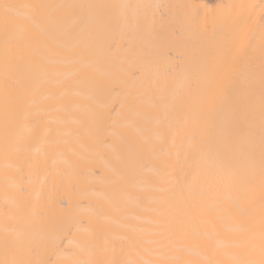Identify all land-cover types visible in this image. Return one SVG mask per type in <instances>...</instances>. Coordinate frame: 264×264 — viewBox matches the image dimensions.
I'll return each mask as SVG.
<instances>
[{
	"label": "bare ground",
	"instance_id": "bare-ground-1",
	"mask_svg": "<svg viewBox=\"0 0 264 264\" xmlns=\"http://www.w3.org/2000/svg\"><path fill=\"white\" fill-rule=\"evenodd\" d=\"M0 264H264V0H0Z\"/></svg>",
	"mask_w": 264,
	"mask_h": 264
}]
</instances>
